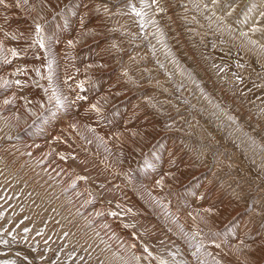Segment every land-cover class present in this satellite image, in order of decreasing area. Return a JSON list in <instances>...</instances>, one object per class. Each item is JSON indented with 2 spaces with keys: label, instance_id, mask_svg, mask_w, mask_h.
I'll return each mask as SVG.
<instances>
[{
  "label": "bare ground",
  "instance_id": "6f19581e",
  "mask_svg": "<svg viewBox=\"0 0 264 264\" xmlns=\"http://www.w3.org/2000/svg\"><path fill=\"white\" fill-rule=\"evenodd\" d=\"M135 1L140 15L132 20L137 27L139 20L145 25L144 39L155 51L140 41L139 52L145 54L134 55L136 59L127 54L126 62L122 51L112 58L109 44L92 47L105 32L98 30L102 17L95 10L113 0H19V7L17 0H5L8 6L0 5V203L12 206L8 217H26L21 228L0 226V241L10 235L17 240L0 247V264H156L163 237L180 245L189 264H264V170L257 168L254 180L249 171L264 168V98L260 102L250 91L241 64L233 63L234 69L229 64L227 72L216 74L218 62L211 64L205 58L208 51L199 52L188 39L182 13L185 6L201 11L215 37L228 36L234 51H243L239 56L264 67V0ZM65 4L72 10L61 11ZM226 11H235L236 19L231 21ZM35 23L43 26L45 49L32 43ZM69 40L74 46H68ZM46 54L54 61L51 83ZM153 58L160 65L152 64ZM130 62L137 75L155 79L156 93L167 103L177 106L178 98L190 104L193 112L184 127L203 132L200 143L179 145L180 136L174 134L178 142L169 137L161 142L165 134L158 130L157 114L162 107L140 101L135 91L142 80L138 76L135 83ZM237 77L244 88L235 87ZM53 91L60 106L56 98L49 100ZM77 94L86 99L77 100ZM155 141L159 147L152 146ZM139 156L142 163H137ZM199 176L205 179L192 182ZM193 183L197 188L189 191ZM246 206L250 210L242 215ZM52 231L59 239L50 235L47 243ZM37 243L40 263L38 250L34 254L30 249ZM22 252L25 260L18 255Z\"/></svg>",
  "mask_w": 264,
  "mask_h": 264
},
{
  "label": "rangeland",
  "instance_id": "374dc122",
  "mask_svg": "<svg viewBox=\"0 0 264 264\" xmlns=\"http://www.w3.org/2000/svg\"><path fill=\"white\" fill-rule=\"evenodd\" d=\"M78 2H81V1H83V0H77ZM103 1H105V0H103ZM107 1V0H106ZM109 1V0H108ZM157 2L159 3L160 1L159 0H157ZM231 1L229 0L228 1V3H230ZM70 4H72V2H70ZM184 4L185 3H183V5L181 4V5H179L181 8H182V6H184ZM130 5V6H129ZM137 5V3H136V1L135 0H113V3L111 4V5H105L104 7H100L101 9H99V11H97V10H95V11H97L96 13L95 12H93V13H95V15H97V13H98V15L100 14V17H102V20H101V26L98 28V30H100L99 32L102 34V32L105 30V32H106V34H104L105 32H103V35H101L102 37H101V41H99V42H97V41H95L94 43H92L93 45H92V47H94V44L95 45H102V46H104L105 44L107 45V44H109V45H107V47L109 48V49H112V48H114V49H112V51H114L113 53L114 54H112L113 56H112V58L114 57H117L120 53H121V51L122 52H124V57H125V61L124 62H126L127 61V59L131 56V58L132 59H136L137 57H139V55H144L145 54V52H142V54L139 52V45H140V41L141 42H145V44L144 45H146V49H148L149 47H148V41L146 42V39H144V35H143V31L146 29V27H145V25L144 26H141L142 25V22H141V20H139L140 22H139V26L137 27V25L133 22V17L132 16H134V14H136L135 12H136V10L138 9V6H136ZM66 6V4L65 5H63L61 8H60V10L61 11H70V10H72V8L71 7H69V8H66L65 7ZM129 6V7H128ZM185 7H187V6H185ZM185 7H183L182 8V13H184L185 15L183 16V20L185 21V24H184V26H185V33L187 34V37H188V39L191 41V42H196V44H197V50L200 52V51H202V49L204 50V51H202L201 53H204L205 54V52H209V51H211V52H209V54H208V52L206 53V55H207V57L209 56L210 58H207L206 57V55H205V58H206V60L208 59V61H209V59H210V63L211 64H213V62L215 63V61L216 62H218V63H216L214 66H216V68L217 69H220V70H218V71H216V74H218V76H221V75H223L225 72H227V70H228V66H229V64H230V66L229 67H231L232 65H233V63H237V65L239 66V64H241V67L242 66H244V67H242V71H243V73L245 74V76H247L246 78V80H248L247 82H248V84H249V86H248V84H247V86L248 87H250V91H252V92H255V94L257 95L255 98H257L260 102H261V100L264 98V87H262V86H264V67H261V66H259L258 64H256V62H257V60H253V59H251V60H249V62L250 63H252L253 61V64H249V62H248V60H245L243 57H241V56H239L240 55V53L242 52L243 53V51H240L239 53H236V52H238V51H234L235 50V47L233 48V42L230 40V39H228L229 37L228 36H226L227 37V42H226V37H225V35H223L222 36V38L223 39H221V36H219L220 34H218V33H216L217 34V36L216 37H218V38H216L215 37V34H214V32H212V31H214L213 30V28L212 27H210V26H208L209 25V20L207 21H205V19H203L202 17H201V11H200V14H199V11H193V10H188V9H184ZM102 8H107V11H105L106 12V16H105V12H104V9H102ZM129 9V10H128ZM133 9H135V12L133 11ZM109 10V11H108ZM112 12H111V11ZM139 10V9H138ZM102 11V12H101ZM133 11V12H132ZM193 11V12H192ZM101 12V13H100ZM110 14H109V13ZM198 12V13H197ZM230 12V13H229ZM226 11V15H228L229 17H230V20L231 21H233L234 19H236L235 18V15L234 14H236V12L235 11ZM103 13V14H102ZM108 13V14H107ZM227 13H229V14H227ZM112 14V15H111ZM114 14H116L115 16H114ZM193 14H194V16H193ZM196 14H198L197 16H196ZM97 15V16H98ZM101 15H103V16H101ZM110 15V16H109ZM176 15H180V14H176ZM200 15V16H199ZM259 15V14H258ZM108 16V17H107ZM119 18V20H114L115 18H117V17ZM136 16H138V15H136ZM186 16V17H185ZM111 17V18H110ZM198 17V18H197ZM201 17V18H200ZM261 17H263V18H261V19H264V15H262ZM103 18H107L105 21L103 20ZM110 18V19H109ZM137 18H139V16L137 17ZM185 18V19H184ZM110 21H109V20ZM122 19V20H121ZM186 19H188V20H186ZM192 19V20H191ZM233 19V20H232ZM112 20V21H111ZM114 20V21H113ZM121 20V21H120ZM200 21V23H198L199 21ZM204 20V21H203ZM109 21V22H108ZM116 21V22H115ZM118 21V22H117ZM124 21V22H123ZM193 21H195V22H193ZM207 22H209V23H207ZM263 22H264V20H263ZM111 23V24H110ZM115 23V24H114ZM208 24V25H207ZM105 25H107V26H104ZM200 25V26H199ZM203 25V26H202ZM205 25V26H204ZM188 26H190V27H188ZM202 26V27H201ZM131 27H132V29H131ZM136 27H137V29L138 30H136ZM201 27V28H200ZM205 27V28H204ZM186 28H188V29H186ZM190 28V29H189ZM195 28V29H194ZM259 29H260V27H258ZM257 28V29H258ZM104 29V30H103ZM107 29V30H106ZM127 29V30H126ZM133 29L135 30L134 32H133ZM142 29H144V30H142ZM199 29V30H198ZM208 30V31H206V30ZM210 29V30H209ZM257 30L258 32L260 31L261 32V30ZM202 30H204V31H202ZM108 31V32H107ZM187 31V32H186ZM197 31V32H196ZM198 31H199V33H198ZM132 32V33H131ZM137 32V33H136ZM139 32V33H138ZM194 32V33H193ZM211 32V33H210ZM255 33V35H260L261 33H263V36H264V30L261 32V33ZM134 34H138V36H136V35H134ZM142 36H141V35ZM200 34V35H199ZM131 35H132V37H131ZM201 35H203V36H201ZM212 35V36H211ZM104 36V37H103ZM137 38H136V37ZM200 36V37H199ZM213 37V39L211 38V37ZM258 36H256V37H258ZM106 37V38H105ZM134 37V38H133ZM138 37H140V38H138ZM142 37V38H141ZM103 38V39H102ZM192 38V39H191ZM135 42H133L132 40ZM200 41H199V40ZM202 39V40H201ZM209 39V40H208ZM128 42H127V41ZM192 40H194V41H192ZM216 41V43H217V45H216V43L214 44V41ZM219 40V41H218ZM129 41H130V43H129ZM204 41V42H203ZM223 41H224V43H223ZM132 42H133V44H132ZM206 42V43H205ZM211 42H213V45H212V43L210 44ZM221 44H220V43ZM225 43H226V45H225ZM228 43V44H227ZM110 44H111V47H110ZM137 44V45H136ZM218 44H219V46H218ZM224 44V45H223ZM231 44H233V45H231ZM131 45V46H130ZM134 45V46H133ZM149 45H151V48H155V47H153L154 45L153 44H149ZM201 45V46H200ZM205 45V46H204ZM211 45V46H210ZM216 45V46H215ZM114 46V47H113ZM126 46H127V48L128 49H126ZM130 46V47H129ZM208 46H210V47H208ZM230 46V47H229ZM121 49H120V48ZM211 47H213V48H211ZM214 47H217V48H214ZM219 47H220V49H219ZM228 47V48H227ZM232 47V51L230 50V51H227L228 49H230ZM200 48H201V50H200ZM206 48H208V49H211V50H208V49H206ZM227 48V49H226ZM136 49V50H135ZM143 49H144V46H143ZM145 49V50H146ZM150 49V48H149ZM215 50V52H212L213 50ZM219 49V50H218ZM222 49V50H221ZM224 49V50H223ZM133 50H135V51H133ZM138 50V51H137ZM207 50V51H206ZM226 50V51H225ZM116 51V52H115ZM126 51V52H125ZM129 51V52H128ZM137 51V53H134V52H136ZM149 51H155V49L153 50H149ZM223 51V52H222ZM234 51V52H233ZM228 52H229V54H228ZM214 54L213 56H211V54ZM216 53V54H215ZM218 53H219V55H218ZM222 53V54H221ZM234 53H236L235 54V56L233 55ZM241 53V54H242ZM127 54H128V56H127ZM138 54V55H137ZM152 54V53H151ZM204 54H202V55H204ZM228 54V55H227ZM239 54V55H238ZM135 55H137V57H133V56ZM217 55V56H216ZM238 55V56H237ZM152 56V55H151ZM229 56H231V57H229ZM146 60H149V58H150V55L148 54V52L146 53ZM149 57V58H148ZM212 57H214V58H212ZM217 57H219V58H217ZM227 57V58H226ZM234 57H236L235 59H238V60H235L234 59ZM152 58V57H151ZM222 58H223V60H222ZM154 59V58H153ZM218 59V60H217ZM220 59V60H219ZM229 59V60H228ZM240 59V60H239ZM241 59H242V61H241ZM244 61V62H243ZM246 61H247V63H246ZM252 61V62H251ZM256 61V62H255ZM155 62V63H154ZM154 62L152 63V64H154V65H156V63L158 64V65H160L159 64V59H157V60H155L154 59ZM131 63V64H130ZM129 64L132 66H130L131 68H133V70H134V73H133V70H132V73H133V75L135 76V83H136V80L138 79V76H139V82L142 80V81H144V82H142L141 81V83H139L138 84V82H137V84H138V87H136L137 89H136V91L135 92H139V96H140V101H146V102H151V101H154V103H155V105L157 104V105H159L158 107L160 108V107H162L161 109H162V111H160L158 114H160L159 116H158V114H157V117H158V121L159 122H161L160 123V126H159V128H158V130L160 131V129L162 128V130L160 131L162 134H165V136H164V138L162 139V141L161 142H164V141H166V140H168L169 138H172V137H174V136H180V137H178L180 140H179V142L178 141H174V140H176L175 138L173 139V143L175 142H178V144L179 145H181L182 143H184V144H186V142L189 144V142H195L196 140L197 141H199L198 139H199V135H202L203 134V132L201 133L200 131H199V129H187V131L185 130L186 128L184 127V123L186 122V120H188V119H190L188 116H189V113H191V112H193V110L189 107L190 106V104H188L187 102H186V104L184 105V103H185V101H181V99H178L177 98V100L176 101H179V102H177L178 104H177V106H175L174 104H172V103H167V101H165V99H164V97H160L159 95H158V93H156V91H157V87H158V84L157 83H155L154 82V78H152V76L151 75H148L147 77H144V76H142V75H137L138 73L136 72L135 73V68L133 67V65L134 64H132L133 62H130ZM242 64H244V65H242ZM256 66H255V65ZM119 65H121V62L119 61L118 62V66ZM252 65H254V66H252V68H254V69H250V67ZM116 67H117V64L115 65ZM248 66H250L249 67V71L247 72V68H248ZM115 67V68H116ZM154 67H156V66H154ZM220 67V68H219ZM247 67V68H246ZM257 67V68H256ZM111 68H114V65H112L111 66ZM231 68H233V67H231ZM245 70H244V69ZM259 68V69H258ZM263 68V69H262ZM118 69V68H117ZM234 69V68H233ZM257 69V70H256ZM252 70V71H251ZM255 70V71H254ZM153 71H154V69H153ZM152 71V72H153ZM254 71V72H253ZM232 73H233V71H231ZM246 72L248 73V74H246ZM258 73H263V76H262V74H258ZM237 74V73H236ZM238 75V74H237ZM244 75L242 76V77H245ZM251 76V77H250ZM256 77H258V78H256ZM262 77V78H261ZM137 78V79H136ZM143 78V79H142ZM249 78V79H248ZM256 81V79H258L257 81H256V83H255V81L253 80V79ZM105 79V78H104ZM241 79V80H240ZM252 79V80H251ZM137 80V81H138ZM153 80V81H152ZM237 82L235 83V87H240V88H244V83H242V82H244V80H242V78L241 77H237L236 79H235ZM240 80V81H239ZM251 80V81H250ZM152 81V82H151ZM250 81V82H249ZM259 81V82H258ZM260 81H261V84H260ZM129 83V82H128ZM131 83V82H130ZM134 83V84H135ZM242 83V84H241ZM142 84H143V86H142ZM241 84V85H240ZM252 84H254V85H252ZM256 84H257V86H256ZM139 87H140V90H138L139 89ZM141 87H143L142 89H141ZM260 88V89H259ZM261 88L263 89V90H261ZM259 89V90H258ZM138 90V91H137ZM134 91V90H133ZM259 91V92H258ZM260 91H262V92H260ZM152 92V93H151ZM134 93V92H133ZM258 93H262V95L261 94H259L258 95ZM170 97H171V99H173V97L174 96H176V94H175V92L173 91V90H170L168 93H167ZM254 94V95H255ZM122 95V94H121ZM145 95V96H144ZM155 96V97H154ZM165 96H167V95H165ZM263 96V97H262ZM146 97H148V99L146 98ZM259 97H261V98H259ZM176 98V97H175ZM133 99H135V98H133ZM143 99H145V100H143ZM164 100V101H163ZM264 100V99H263ZM161 104H162V106H161ZM164 104V105H163ZM170 104V105H169ZM188 104V105H187ZM150 105H148L147 107H149ZM170 106V107H169ZM175 107L177 108V107H179V108H181V107H183V108H181V110H184V111H181L179 108L177 109V110H179V111H177L176 110V112H175ZM150 108V107H149ZM187 108H188V110H187ZM152 109V108H151ZM167 110V112H165ZM171 112H170V111ZM172 111H173V113H172ZM171 114H170V113ZM189 112V113H188ZM186 113H188V115L186 114ZM162 115V116H161ZM164 115V116H163ZM185 115V116H184ZM166 116H168V117H166ZM160 117V118H159ZM161 117H162V119H161ZM166 117V118H165ZM178 117V118H177ZM185 117H187V118H185ZM177 118V119H176ZM182 118V119H181ZM160 119V120H159ZM173 119V120H172ZM183 119H184V121H183ZM162 120V121H161ZM172 120V122H170ZM176 122H175V121ZM169 121V122H168ZM174 122V123H173ZM179 122V123H178ZM177 123V124H176ZM181 123V124H180ZM183 123V124H182ZM166 125V126H165ZM172 125H174V126H172ZM178 125V126H177ZM181 125H182V127H184V129L181 127ZM162 126V127H161ZM213 126V125H212ZM168 128V129H166V128ZM177 127H179V129L177 128ZM165 128V129H164ZM182 128V129H181ZM213 128H214V126H213ZM172 129H174V130H172ZM176 129V130H175ZM165 130V131H164ZM167 130V131H166ZM191 130V131H190ZM173 132V133H172ZM189 132V133H188ZM181 133H183V134H181ZM205 133V132H204ZM172 134V135H171ZM173 134H174V136H173ZM177 134V135H176ZM179 134V135H178ZM205 134H207V133H205ZM198 135V136H197ZM183 136V137H182ZM169 137V138H168ZM150 139H152V138H150ZM189 139V140H188ZM150 140H148L147 141V143L149 142ZM157 141H159V140H157ZM196 141V142H197ZM199 143H200V141H199ZM191 144V143H190ZM225 144V143H224ZM156 145H157V142L155 141L154 143H152V146H154V147H156ZM187 145V144H186ZM157 147H159V145H157ZM216 148H218V147H216ZM149 149L148 148H146L145 149V151L146 152H148L149 153V151H148ZM143 152V150H140L139 151V154L141 155V153ZM139 159V160H138ZM143 157L142 156H139L138 158H137V163H142V161H143ZM247 159V158H246ZM246 167H247V165H246ZM259 169V171H263L264 170V168L263 167H261L260 165H258V166H256V168L254 167L253 169L252 168H249V171H250V173H252L251 174V176L253 177V172L256 170V169ZM263 168V169H262ZM257 169V170H258ZM256 170V171H257ZM264 172V171H263ZM202 177V178H201ZM201 178V179H200ZM254 178L255 177H253L252 179L254 180ZM205 179V177L204 176H199V177H196V180H192V182L194 181H197V183L198 182H201V181H203ZM256 180V179H255ZM196 184H192V186L191 187H188L189 188V191H192L194 188L196 189L197 187H194ZM263 185V183L262 184H260V186H262ZM264 186V185H263ZM1 189V188H0ZM11 208H12V206L11 207H9V206H4L3 204H1L0 203V223H2V224H0V226L1 225H3V226H5V227H3L4 229H6V230H10V227H11V229H14V228H17V227H19V228H21V227H23L22 225H20V224H22V222L24 221V220H26V217H12V216H10V217H8L7 215H8V213H11ZM249 207L248 206H246V208L244 207L243 208V211H242V215H244V214H246L247 215V213L249 212ZM13 211L14 212H16V213H18L19 211H20V209H13ZM242 215H241V217H242ZM19 218H20V222H19ZM189 218V216H186V219H188ZM21 220H23V221H21ZM14 221H15V223H14ZM11 226H10V225ZM19 224V225H18ZM8 225V226H7ZM14 225L15 226H17V227H14ZM129 225L131 226L132 225V222H129ZM25 229H26V227H25ZM215 230V229H214ZM51 235V236H50ZM55 235H58V233H54L53 231L52 232H50L49 234H47V236H46V241H47V243H49L50 242V239H48L47 240V238H49V236H50V238H52V239H54L55 238V241L57 242L58 241V239H59V237L58 236H55ZM12 237V238H11ZM56 237H58V239H56ZM6 239V240H5ZM8 238H4L3 240L1 239V241H0V247L1 248H7L8 246H10V245H12L13 243H15L17 240H16V238L15 237H13V236H11L10 235V239H8ZM13 239V240H12ZM65 239V238H64ZM13 241V242H11V241ZM173 241V239H169L168 240V238H166V237H163V238H161L160 239V242H161V246L160 247H158L159 249L161 248L162 249V251L160 252V250L159 249H157V251H159V253H161V254H158V252H156L157 254L154 256V257H157V258H154L155 259V261H156V264H167L169 261H171L173 264H175L176 262V264H189V262H188V260H187V257H186V254H185V252H183V249L180 247V245L178 244V243H173V242H171V241ZM6 241V242H5ZM55 241H53V242H55ZM163 241L165 242L164 244L165 245H162V243H163ZM52 242V243H53ZM170 242V243H169ZM168 245H167V244ZM171 243H173L174 245H173V247H172V245L170 246V244ZM176 244V245H175ZM25 245V244H24ZM2 246H4V247H2ZM32 247H30V249L33 251V253L35 252L36 253V250H38L37 251V253L35 254L36 256H37V259L39 260V262L38 263H40V261H41V259L40 258H42L43 259V255H41L42 254V252H41V250H40V248L38 249L37 247H39V244L37 243L36 245L34 244V245H31ZM164 246V247H163ZM167 246V247H166ZM36 247V248H35ZM50 247H51V243H50ZM172 248V251H169V250H171V248ZM176 247H180V248H177L176 249ZM164 248V249H163ZM174 248V249H173ZM182 249V250H181ZM180 250L182 251V252H180ZM165 251V252H164ZM167 251V252H166ZM176 253V256H175V253ZM40 252V254L39 255H37L38 253ZM173 254V255H171V253ZM180 253H182L181 255H180ZM168 254H170V255H168ZM18 255H20L22 258H21V260H25V258H26V255H25V252L23 253H21V254H19L18 253ZM24 255V256H23ZM167 256V258H166V256ZM40 256V258H38ZM162 256V257H161ZM177 257V259L175 258V257ZM23 257H25V258H23ZM160 257H161V260H159L160 259ZM170 257L171 258H173V259H170ZM167 259H168V261H167ZM200 258H197L196 257V260H199ZM174 260H176V261H174ZM234 260H239L238 258H235ZM240 261V260H239ZM239 261H237V262H235V264L237 263L238 264V262ZM162 262H164V263H162ZM171 262H169L168 264H171ZM193 264H195L194 262H193ZM240 264V263H239Z\"/></svg>",
  "mask_w": 264,
  "mask_h": 264
},
{
  "label": "snow or ice",
  "instance_id": "6c2138e0",
  "mask_svg": "<svg viewBox=\"0 0 264 264\" xmlns=\"http://www.w3.org/2000/svg\"><path fill=\"white\" fill-rule=\"evenodd\" d=\"M152 2L153 3H157V0H152ZM24 3H27V0H24ZM0 5H4L5 7H7L8 5H6V3H5V0H0ZM20 5H19V0H17V7H19ZM65 7H67V6H65ZM105 11H107V8H105L104 9ZM163 9H159L158 8V11H162ZM97 11H99V7L97 8ZM133 11L135 12V9H133ZM136 15H140V13L139 12H136ZM81 24H83V19H81ZM43 32H44V30H43V26L40 24V23H35V31H34V39H33V41H32V43H33V45H39V47L41 48V49H45V48H47V45H46V43H45V37H44V34H43ZM6 35H7V33H6ZM13 38H15V37H13ZM68 46L69 47H72V46H74L73 45V41H71V40H69L68 41ZM9 52H11V55L13 56V57H15V56H17L18 55V53H17V51L15 50V49H9L8 50ZM45 59H46V61H47V63H46V68L49 70V75H48V77H47V79L49 80V82L51 83V68H52V64L54 63V61L53 60H51V59H48V56H47V54H46V56H45ZM7 62V61H6ZM22 71V70H21ZM36 73H37V75H40V69H36ZM41 78H44V77H41ZM17 85H19V84H21V82L19 81V80H17L16 82H15ZM82 86H83V82H80L78 85H77V87H80V88H82ZM45 91H47V90H45ZM53 98H56V103H57V106H60L61 104H62V101H61V99L59 98V97H57L56 96V92L55 91H53V94H52V96H50L49 97V100H51V99H53ZM76 99L77 100H84V99H86V97H84V96H81V95H79V94H77V97H76ZM5 103H8V101H5ZM94 110H96V105H92L91 106ZM78 179H84V177H78ZM162 181H157V184H160ZM204 211H211L210 209H205ZM28 230L27 229H25V232H27ZM6 242V241H5ZM217 247H219V245H216ZM145 251H147V248H145ZM149 255H151V253H149ZM137 259H139V257H137Z\"/></svg>",
  "mask_w": 264,
  "mask_h": 264
}]
</instances>
